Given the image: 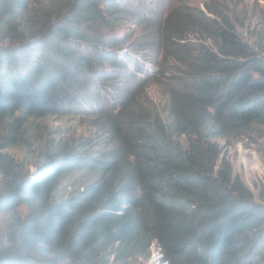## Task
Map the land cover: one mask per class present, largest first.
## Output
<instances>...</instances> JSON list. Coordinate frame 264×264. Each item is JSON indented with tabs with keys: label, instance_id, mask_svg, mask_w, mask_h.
<instances>
[{
	"label": "trees",
	"instance_id": "16d2710c",
	"mask_svg": "<svg viewBox=\"0 0 264 264\" xmlns=\"http://www.w3.org/2000/svg\"><path fill=\"white\" fill-rule=\"evenodd\" d=\"M100 2L79 0L65 16L18 29L28 5L0 0L5 138L30 120L99 110L103 98L119 105L105 112L115 140L99 155L57 144L25 172L0 153V210L10 215L0 264H136L153 244L168 264H264V197L233 175L218 142L264 127V33L252 44L223 12L207 17L205 42L191 49L163 29L157 43L138 40V53L155 48L181 66L143 77V59L100 36L124 8ZM154 80L167 90L165 115L147 99ZM75 169L98 176L59 194Z\"/></svg>",
	"mask_w": 264,
	"mask_h": 264
},
{
	"label": "rangeland",
	"instance_id": "374dc122",
	"mask_svg": "<svg viewBox=\"0 0 264 264\" xmlns=\"http://www.w3.org/2000/svg\"><path fill=\"white\" fill-rule=\"evenodd\" d=\"M23 1L28 5V10L18 29L35 28L37 23L54 21L65 16L79 0ZM116 6L119 7L118 10L124 8V11L114 12L110 16L113 19L108 22L109 26L101 28L100 36L106 40L120 42L116 47L120 53L133 51L143 59L145 70L148 68L147 72L141 71L143 77L156 75L163 65L165 70L174 65L181 66L178 60L165 56L163 51L154 52L155 48L138 53L142 51L135 46L138 40L152 38L154 43H157L163 29L172 30L174 27L175 34L182 36L181 39L175 36V42L185 43L186 47L191 49L194 42H205L203 24L206 23L207 17L214 18L217 13L223 12L232 17L252 44L260 41L264 33V0H101L99 4V8L106 11L114 10ZM27 18L29 19L26 20ZM79 47L86 51L90 49L85 45ZM171 69L175 71L174 68L168 71ZM155 81L146 84L147 99L150 107L165 115L168 107L167 90ZM103 99L102 108L99 110H92L91 106L87 105L88 107L78 109L75 113L52 114L30 120L18 135L13 134L8 138H5V135L10 133L9 127L4 124L0 127V153H9L25 172H33L37 165L46 161L48 153L52 152L57 144L75 145L81 155L87 151L94 156L99 155L100 151L110 148L115 140V133L108 130L109 121L105 112L113 105L119 108L118 104L111 103L110 97ZM218 142L231 161L233 175L240 177L257 198L264 197V127L252 126L243 133L218 138ZM97 176L96 171L91 169L67 172L61 180L59 194L66 195L82 189ZM9 222L10 215L0 210V241L5 242ZM135 263L168 264L161 260L160 248L156 244L151 246L147 256L139 257Z\"/></svg>",
	"mask_w": 264,
	"mask_h": 264
}]
</instances>
